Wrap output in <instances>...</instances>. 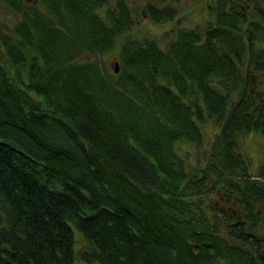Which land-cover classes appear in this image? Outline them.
I'll list each match as a JSON object with an SVG mask.
<instances>
[{
	"label": "trees",
	"instance_id": "1",
	"mask_svg": "<svg viewBox=\"0 0 264 264\" xmlns=\"http://www.w3.org/2000/svg\"><path fill=\"white\" fill-rule=\"evenodd\" d=\"M114 1L0 0V264H264V161L239 140L264 132V6L216 0L162 47Z\"/></svg>",
	"mask_w": 264,
	"mask_h": 264
},
{
	"label": "rangeland",
	"instance_id": "2",
	"mask_svg": "<svg viewBox=\"0 0 264 264\" xmlns=\"http://www.w3.org/2000/svg\"><path fill=\"white\" fill-rule=\"evenodd\" d=\"M128 5L134 9L136 23L130 31L133 37L144 38L146 36L156 38L162 47H166V42L172 38V34L176 28L182 26L191 28L197 25H204L209 21H215V7L218 6L216 0H126ZM148 2H155L159 7L170 6L176 9V17L171 21L157 22L147 12L146 6ZM115 3L111 2V6ZM107 6V5H106ZM12 17L6 13V10H0V22L6 23L11 21ZM123 37H118L115 47L99 57L102 63L112 66L120 56V43ZM205 147L207 150H196L193 146L181 147L180 153L183 156L189 152L187 156L188 168L194 170L197 161L206 164L208 155L211 153V144L215 138L219 127L215 122L208 121L203 126ZM242 151L246 153L252 163V172H256L257 168L264 161V132L253 131L240 136Z\"/></svg>",
	"mask_w": 264,
	"mask_h": 264
},
{
	"label": "flooded vegetation",
	"instance_id": "3",
	"mask_svg": "<svg viewBox=\"0 0 264 264\" xmlns=\"http://www.w3.org/2000/svg\"><path fill=\"white\" fill-rule=\"evenodd\" d=\"M239 6H249L250 9L252 6H264V0H233ZM251 12H254L252 7Z\"/></svg>",
	"mask_w": 264,
	"mask_h": 264
},
{
	"label": "water",
	"instance_id": "4",
	"mask_svg": "<svg viewBox=\"0 0 264 264\" xmlns=\"http://www.w3.org/2000/svg\"><path fill=\"white\" fill-rule=\"evenodd\" d=\"M114 66H115V72H118L119 71V63L117 61L114 63ZM206 245L208 247H210L211 246V243L208 242V243H206Z\"/></svg>",
	"mask_w": 264,
	"mask_h": 264
}]
</instances>
